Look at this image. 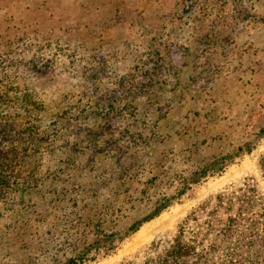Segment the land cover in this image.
Returning <instances> with one entry per match:
<instances>
[{"label":"rangeland","instance_id":"obj_1","mask_svg":"<svg viewBox=\"0 0 264 264\" xmlns=\"http://www.w3.org/2000/svg\"><path fill=\"white\" fill-rule=\"evenodd\" d=\"M81 4L82 24L61 31L39 7H14L13 19L0 3V92L37 110L36 137L51 146L32 145L22 172L31 189L0 202V264H57L67 257L51 250L57 236L80 239L77 246L94 241L99 232L79 222L74 207L91 198L98 211L120 210L114 253L101 250L96 264H143L180 230L199 252L215 245L214 264H264V0H106L101 15ZM158 48L161 69L131 79L157 60ZM149 78V96L122 94ZM113 90L123 99L107 97V106L137 109L117 130L119 138L131 124L135 146L122 167L108 153L95 168L86 157L74 166L67 147L82 139L73 126L85 122L54 127L57 115L92 111ZM4 112L16 115L18 129L29 126L22 109ZM39 217L46 224L37 225Z\"/></svg>","mask_w":264,"mask_h":264},{"label":"trees","instance_id":"obj_2","mask_svg":"<svg viewBox=\"0 0 264 264\" xmlns=\"http://www.w3.org/2000/svg\"><path fill=\"white\" fill-rule=\"evenodd\" d=\"M182 2L184 3L185 0H182ZM207 5L202 7L206 9L208 7ZM126 6L130 8L128 2H126ZM120 12L121 15H123V11ZM116 14L118 15L119 12L116 11ZM122 18L124 17L122 16ZM152 46L153 44L151 43L150 48ZM159 46L164 47L165 44L160 43ZM153 56L157 57V60L153 62L152 65H142V67H145L147 70L143 71L141 75L136 74L132 76L131 79L144 77L145 75L150 76L153 75L155 70L161 69L160 65H158L163 59L160 48L153 52ZM138 69L139 66L135 68V71H138ZM127 79H129V77L121 78L123 85L126 83ZM150 82V78L146 83L139 80L136 84L133 83L130 85L131 88H133L132 91L125 90L124 92L122 91V94H125L126 99L149 96L153 87L150 86ZM116 92L117 90L109 91L105 94L106 96L100 95L97 97V105L92 111H80L81 115L79 116L68 115V113L57 115L58 121H55L56 123L53 124L54 127L60 125V120H62L61 124L63 127L70 126V121L85 122L84 126L82 123L73 126V129H75L78 134L77 138L80 139L82 136V139L73 147H67L73 154L69 161L72 162L74 166L77 164L78 159L86 157L87 162H91L92 168H95L99 161L100 154L108 153L112 154L111 156L117 159L118 166L122 167L121 162L124 156L128 153L130 148L135 146L137 139L129 133L132 128L131 124H128L123 129V136L117 138L119 124H125L129 117H135L137 109L132 104H126L119 108L115 105L107 106L106 104H108L109 101L105 100L107 97L115 101L123 99L121 96L116 97ZM16 103H21L22 107L13 106ZM29 106L30 103L27 101L20 102L19 97H11L7 92H0V202L5 204V200H7L9 194L25 195L26 192L31 189L29 186L31 182L22 178V172H24V164L29 158L30 152H32V145H34V148L51 149L50 144L47 143L45 138L38 139L36 137L39 129L31 123L32 120L36 118L35 112L37 110ZM18 108L23 110L28 121L27 124L29 126L24 129H18L13 122L16 115L12 116L4 112L6 109L16 110ZM89 109L91 110V108ZM93 121L98 122L96 128L91 127ZM127 137H131V139L128 141V139H126ZM42 141L48 145L45 147ZM124 142H128L126 146L122 144ZM29 143L31 144L28 145ZM209 168L212 169V167H207L206 169ZM81 195L82 194H78L77 197ZM81 202L82 201H79V199L74 202L75 209H77L78 213L81 215L78 221L84 223L87 228H94L99 232V235L94 241L84 239L83 241L85 244L81 246L76 245V243H79L80 239H74L72 236L62 239L60 236H57L55 240L61 241H56V246L51 250L56 251L59 250V248H63L65 250L59 251L62 252V256H67L65 259L58 261L57 264H96L102 259L99 258L101 250H105L107 256H111L114 253L115 243L112 240L110 241V239L115 237L114 231L119 220L117 213L120 212V210L116 209L113 205H109L104 207V211H98L99 207H95V204L92 203V198L89 205H83L82 208L79 209V204ZM169 207H171L169 204L159 205L154 209L152 214L146 217V219L132 225L129 231H132V233L137 232L146 221L157 217L164 209ZM41 212L42 214L44 213L43 210ZM106 216L109 217L107 221L104 219ZM41 218L42 217L36 219L37 225L46 224L47 219L41 220ZM182 236L183 233L182 230H180L179 235L174 238L173 243L168 248L154 257L147 259L143 264H214L209 256L213 253L212 251L215 249V245L199 252L194 246L183 241ZM72 240L76 243H73Z\"/></svg>","mask_w":264,"mask_h":264},{"label":"crops","instance_id":"obj_3","mask_svg":"<svg viewBox=\"0 0 264 264\" xmlns=\"http://www.w3.org/2000/svg\"><path fill=\"white\" fill-rule=\"evenodd\" d=\"M3 1L4 0H1L0 2L1 6L7 8L6 14L9 17H13V19H15L14 7H19L23 5L30 14L35 13V9L39 7V9H41V11H43L45 14L52 15L53 20L57 18L58 28L60 30L69 29L70 26L67 25V23H71L73 21L75 22L77 21L78 24H82V20L77 14V11L79 8H81L82 6L81 3L83 2V0H39L38 5H36L37 3H34L35 6L34 8H33L34 0H6L7 2L2 3ZM85 1L95 6L94 8H91L92 10H90L93 13L92 15H101L102 13H105L104 10L100 9L99 7L106 0H85ZM82 8L87 9V7H83V6ZM115 11L118 12V9L116 7H115Z\"/></svg>","mask_w":264,"mask_h":264}]
</instances>
